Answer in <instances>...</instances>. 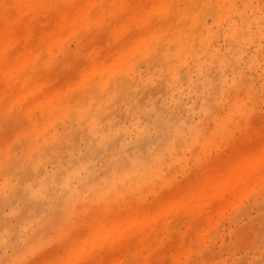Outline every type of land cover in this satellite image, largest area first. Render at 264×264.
Listing matches in <instances>:
<instances>
[{
    "label": "snow or ice",
    "instance_id": "obj_1",
    "mask_svg": "<svg viewBox=\"0 0 264 264\" xmlns=\"http://www.w3.org/2000/svg\"><path fill=\"white\" fill-rule=\"evenodd\" d=\"M253 202L264 0H0V264H264L221 231Z\"/></svg>",
    "mask_w": 264,
    "mask_h": 264
},
{
    "label": "rangeland",
    "instance_id": "obj_2",
    "mask_svg": "<svg viewBox=\"0 0 264 264\" xmlns=\"http://www.w3.org/2000/svg\"><path fill=\"white\" fill-rule=\"evenodd\" d=\"M258 43V41H257ZM259 77L257 76V81ZM257 122L259 116L256 117ZM248 171L244 165L232 170L230 176L220 183L207 186L202 193H197V200L202 204H213L217 209H223L225 215L241 203L247 192L246 181ZM264 230V206L253 202L244 207L234 219L221 224V231L228 233V239H235L238 248L247 249L258 243L259 235ZM97 244L103 240L97 238Z\"/></svg>",
    "mask_w": 264,
    "mask_h": 264
}]
</instances>
